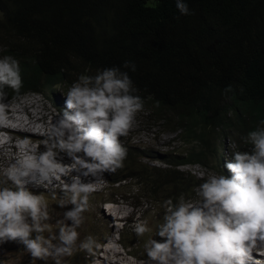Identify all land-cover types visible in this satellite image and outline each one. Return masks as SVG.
<instances>
[{
  "label": "trees",
  "instance_id": "1",
  "mask_svg": "<svg viewBox=\"0 0 264 264\" xmlns=\"http://www.w3.org/2000/svg\"><path fill=\"white\" fill-rule=\"evenodd\" d=\"M182 2L187 15L176 0H0V57L18 59L23 80L19 93L5 87L6 99L50 97L105 67L127 72L180 148L151 155L128 143L120 170L152 193L165 184L168 199L187 197L195 179L179 167L217 171L223 139L250 150L244 137L264 120V0ZM157 157L168 167L142 161Z\"/></svg>",
  "mask_w": 264,
  "mask_h": 264
},
{
  "label": "clouds",
  "instance_id": "2",
  "mask_svg": "<svg viewBox=\"0 0 264 264\" xmlns=\"http://www.w3.org/2000/svg\"><path fill=\"white\" fill-rule=\"evenodd\" d=\"M176 7L181 14H189L182 0H176ZM124 67H129V62H125ZM68 86L66 110L64 104H58L63 113H57L59 118L50 124L46 138H39L44 150L33 152L30 141H22L26 158L9 164L0 174V241H18L32 260H49L44 264H64V258L76 251L92 254L101 246L92 235L80 240L77 229L85 220L89 195L102 189L99 176L123 168L130 138L121 137L128 135L137 113L144 108L143 99L134 94L138 90L128 73L117 67L99 69L94 75L81 74L72 84L58 83L51 100L55 102L57 88ZM5 87L15 93L23 87L20 62L11 55L0 57V120L5 118L7 100L32 92L6 99ZM259 124L261 126L244 137L251 145L250 150L236 149L228 138L223 139L218 149L217 171L199 163L187 164L200 165L214 175L205 178L184 173L195 179L193 188L199 183L197 199L188 200L193 196L192 191L187 197L181 194L175 201L171 198L163 201L164 211L155 231L161 240L151 236L144 242L147 260L140 264H249V261L264 264L256 261L260 256L253 252L258 248V241L259 247L264 248V120ZM176 141L179 143L177 136ZM223 149L228 152L229 161ZM60 152L72 163H62L66 157ZM67 168L78 173L72 175L71 180L65 177ZM126 174L120 176L131 178L125 177ZM60 176L66 181L64 191H58L63 197L57 205L65 208L70 204L72 207L55 221L53 230L45 197L33 194L27 185L50 183L53 177ZM82 176H92L95 180L84 182ZM137 180L140 186L149 187ZM97 182L99 185L95 187ZM162 190L168 192L165 184L154 191V195L164 192ZM113 197L103 202L104 210L119 205L121 199L116 201ZM131 220L140 221L138 218ZM123 221L127 223L130 219ZM150 232L152 229L146 223H138L135 227L139 237ZM252 253L256 255L254 258ZM89 258L83 264H89Z\"/></svg>",
  "mask_w": 264,
  "mask_h": 264
},
{
  "label": "rangeland",
  "instance_id": "3",
  "mask_svg": "<svg viewBox=\"0 0 264 264\" xmlns=\"http://www.w3.org/2000/svg\"><path fill=\"white\" fill-rule=\"evenodd\" d=\"M69 87L70 86L65 89H61L60 87L57 88L54 94L55 102L51 100L52 97L47 98L44 95L32 92L24 93L19 97L9 99L5 102V118L0 120V174L4 172L9 164L13 162L19 163L26 158V150L21 147L22 141H30V150L33 152L44 150V146L41 143L42 140L39 138H46L50 124L52 122L55 123L59 118L57 113H63L58 104H64V109L66 110L65 94ZM61 94H63V96H61ZM60 98H62L61 102ZM121 138H130V145L145 148V152L151 155H160L163 152L178 150L180 148L179 143L176 141L175 133L165 130L161 125L155 123L144 108L143 111L137 113L135 123L129 130L128 135ZM224 143L226 146H229L226 140H224ZM59 154L66 157V160L60 159L62 163H72L63 152ZM223 154L227 161H229L227 157L228 152L224 149ZM158 157L156 159L143 158L142 161L150 168H167L168 166ZM180 170L184 173L189 172L198 177L209 178L214 175L212 171L205 170L200 165L181 166ZM66 171L68 173L65 176L68 178L67 180H71L73 178L72 175L78 174L72 172L71 168H67ZM125 173L127 172L118 171L116 173L110 172L109 175H106L103 172L102 175L99 176L98 180L102 189L98 193H96L97 190H95L89 195V207L84 213L85 220L77 229L80 233V240H83L84 237L88 235H92L101 246L94 249L92 254H86L84 251H76L72 256L64 258V264H83L84 260L88 259L91 255L93 257L89 259V264H94L93 262L95 259L93 260V258H97V256L102 258L103 252L101 253V249L105 247L107 243L105 242V238L108 236L118 240L116 241L115 247L117 250L119 249L121 256L124 257L114 256L111 252L113 257L107 256L105 259L106 263L116 258V261H113L115 263L140 264L141 261L147 260L144 251V242L151 236L158 241L161 240L160 237L155 235V231L164 211L161 205L164 200L168 199L167 190H162L164 192L154 195L155 193H152L150 188L146 185L140 186L137 179H126L120 176ZM81 179L84 182H89L94 181L95 177L82 176ZM65 181L63 176H60L59 178L53 177L50 183L27 185L28 190L31 189L30 191L33 194H42L45 197L49 212L52 216V220L49 223L52 224L53 230L55 229V221L61 219L63 212L72 207L70 204L65 208H61L57 205V201L63 197L58 191H64ZM113 181L114 183H118L114 184L112 183ZM198 186L199 183H197L194 188H191L193 196L188 198L189 201H195L197 199L196 191L198 190ZM113 192L115 194H112ZM112 196H114L112 198L113 200L118 201V199H121V202L119 201L118 208L114 207L116 208L115 210L107 209L106 211L103 209V202L109 200ZM178 197L174 198V201ZM109 210L121 212L118 215L119 220L114 219V221H112L113 224L118 227L117 231L114 233L111 232V222L108 220ZM132 215L134 216L133 218H138L140 221L134 223L133 220H131L133 219ZM124 219H130L131 222L128 221L124 223V221H121ZM68 223L71 222L69 221ZM138 223H146L152 229V232L146 233L143 237L137 236L135 227ZM56 231L58 234V230ZM45 235H47V233H45ZM108 242L111 243L112 241ZM257 243L258 248L254 249L253 252H256L261 257V260H259V257L255 259L256 261L264 262V248L259 247V241ZM77 244H79V241ZM83 253L85 254L83 255ZM252 256L254 258V256H256L255 253H252ZM103 258H105V256H103ZM123 260L132 262H121ZM48 261L49 260H32L30 254L18 241H0V263L2 264H44ZM152 264H155V262H152ZM249 264H251V261H249Z\"/></svg>",
  "mask_w": 264,
  "mask_h": 264
},
{
  "label": "bare ground",
  "instance_id": "4",
  "mask_svg": "<svg viewBox=\"0 0 264 264\" xmlns=\"http://www.w3.org/2000/svg\"><path fill=\"white\" fill-rule=\"evenodd\" d=\"M16 133V132H15ZM16 135V134H15ZM99 185V183L97 182L96 183V185H95V187L96 186H98ZM120 203V202H119ZM119 206H117L116 208H118ZM116 208H114V207H109L108 209H113V210H115ZM113 210H109L108 211V217H109V221L111 222V232L112 233H114V232H116L117 231V229H118V227H117V225L115 226L114 224H113V222L112 221H114V219H116V220H119L118 219V215L121 213L120 211H113ZM133 213V212H132ZM121 217V216H120ZM132 218H133V215H132ZM124 220H126V219H124ZM122 221V220H121ZM121 221H119V222H121ZM131 222V221H130ZM116 227V228H115ZM108 241H112L111 243H109ZM105 242H107L106 244H105V247H103L102 249H101V253L103 252V255H102V258H100V257H98L97 256V258H93V260L95 259V261L93 262L94 264H122V263H115V262H113V261H116L115 259H113L112 261L110 260V261H108L107 263L105 262V259L107 258V256H109V257H113V255L114 256H121V252H119V249L117 250V248L115 247V240H113L112 239V237H110V236H108V237H106L105 238ZM111 252L113 253V255L111 254ZM103 256H105V258H103ZM93 256L91 255L90 256V258L89 259H91ZM121 257H124V256H121ZM109 259V258H108ZM259 260H261V257H259ZM90 260H88V262H89ZM119 261V260H118ZM124 261H126L127 263L128 262H132V261H128V260H123V261H121V262H124Z\"/></svg>",
  "mask_w": 264,
  "mask_h": 264
}]
</instances>
